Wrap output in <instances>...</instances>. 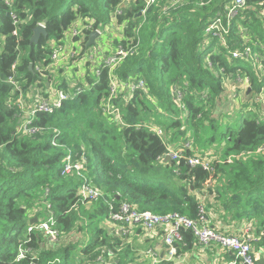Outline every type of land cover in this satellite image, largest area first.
Segmentation results:
<instances>
[{"label": "trees", "instance_id": "trees-1", "mask_svg": "<svg viewBox=\"0 0 264 264\" xmlns=\"http://www.w3.org/2000/svg\"><path fill=\"white\" fill-rule=\"evenodd\" d=\"M168 1L157 0L139 16L143 0L127 4L121 0H11L10 5L0 0V264H70L75 250L78 264H152L149 251L142 255L134 243H127L131 226L109 221L112 200L116 205L127 202L139 212L178 213L190 219L203 204L207 213L236 233L244 234L242 229L249 228L252 250L264 251V114L260 101L253 103L264 90V0H245L246 9L232 22L226 37L227 47L211 40L203 50L204 29L223 11L226 1L185 0L164 11ZM10 13L17 17L16 26ZM79 20L92 24L91 31L73 39L80 42L81 54L92 49H86L92 31L103 32L110 26L122 27L121 39L112 46L138 42L135 53L113 76L122 83L143 81L145 92L138 89L129 94L119 87L108 101V69L100 68L98 76L87 71L83 81L75 84L83 91L51 114L37 112L28 129L38 130L30 134L20 129L23 117L37 95L48 99L51 54ZM40 23L47 37L31 44ZM246 48L257 59L232 57ZM85 65L89 68L91 63ZM237 76L247 79L249 92H244L237 111L227 110L224 79L235 81ZM9 78L15 85L8 83ZM69 87L65 81L55 85L74 92ZM172 87L182 91L180 101L174 100ZM31 90L38 92L32 99L26 97ZM19 101L24 103L22 109ZM107 102L119 109L121 123L103 113ZM179 110L182 118L175 119ZM158 126L166 135L174 130L173 141L178 136L185 137L183 142L192 137L196 148H189L188 155L217 149L218 135L221 149L213 154L214 175L205 195L202 189L208 174L204 170L183 161L157 160L167 151L154 132ZM68 153L75 161L84 159L85 165L79 174L62 176V161ZM84 183L101 191L102 197L78 203ZM42 204L46 217H41ZM50 216L56 222L57 243H50L39 231L24 237L30 221ZM141 233V228L135 232ZM180 234L189 246L191 233L182 230ZM20 247L22 259H18ZM231 254L225 258L239 264Z\"/></svg>", "mask_w": 264, "mask_h": 264}, {"label": "built area", "instance_id": "built-area-1", "mask_svg": "<svg viewBox=\"0 0 264 264\" xmlns=\"http://www.w3.org/2000/svg\"><path fill=\"white\" fill-rule=\"evenodd\" d=\"M157 0H143L144 8L141 11L140 15L144 16L146 11L150 6L154 5ZM185 0H169L168 4L164 11H167L172 8H176L181 5ZM224 9L216 15L213 21L204 29L203 41L201 43V50L210 46L211 40H216L217 44L221 47H227L226 37L229 35L232 22L238 18L246 9L245 0H225ZM6 5L11 4V0H4ZM124 4L129 2L135 3L137 0H121ZM120 10H117V15H120ZM264 16V13H261ZM10 17L13 21V26L18 24L17 17L15 14L10 13ZM42 27V23L38 24ZM112 27V26H110ZM109 27L106 28L108 30ZM86 30H92V24H79L74 25L68 29L69 38L73 41L74 38L80 37L83 32ZM98 32V38L103 35V32L100 30H94ZM92 31V32H94ZM13 35H16V31L13 32ZM74 42V41H73ZM138 42L133 46L123 47L122 45H116L114 50L108 56L98 57L97 47H93L91 50L87 51L84 54H81L83 57H86V62H90L92 65L97 63V67L94 69L95 76L99 75L100 68H107L109 75V84H110V97L111 100L115 97L119 87H124L128 90L129 94L133 93L135 90H142L145 92V87L143 81L133 82L131 80L122 83L114 78V71L122 64V62L129 56L133 55L136 51ZM80 49V48H79ZM81 53V52H80ZM78 53L72 47L67 50L66 46L56 47L52 54L51 60L52 65L59 60H74L77 57ZM232 57L235 59L250 60L254 57V54L249 48L243 50V52H233ZM257 56L254 57V59ZM210 66V64H209ZM37 71L40 69L36 68ZM236 84L239 87L247 90V79L245 77L237 76ZM234 81V82H235ZM8 83L10 85H15L12 78H9ZM82 87L78 86L75 88L74 92H65L63 90H55L49 93L48 99L43 100L39 95H37L36 101L33 103V108L27 112V116L24 118V123L20 129L27 131L30 134H34L38 129H28V125L31 123V118L37 112H43L51 114L56 109H59L63 102L73 99L77 94L82 92ZM171 93L174 96L175 101H180L183 98V93L177 87H172L170 89ZM258 100V98L256 99ZM21 101L18 102L20 109L23 108ZM264 106L262 107V114H264ZM180 109H183L181 104ZM103 113L108 117H115V119L121 123V114L118 108L111 106L107 102L106 106L103 108ZM19 129V130H20ZM155 134L162 138L161 130L156 128L154 130ZM189 149V144L185 143L181 148H167L166 153L162 157H158L157 160L160 161L167 157L171 162L183 161L189 167H200L210 176L213 175L214 169L211 166L210 161L201 157L200 155H188L186 151ZM85 157V156H84ZM83 162H78L73 160L71 153H68L62 161L61 175L66 176L73 173L79 174L83 170L85 164ZM209 181V180H208ZM207 181V183H208ZM80 202L85 201H97L102 197L101 191L91 186L90 184L84 183L79 190ZM109 221L111 223L121 224L122 226H137L144 231L149 233L155 232L156 230L167 226L166 231L161 236L164 242V245L168 248L166 261H170L174 256L177 255L178 245L181 244L182 236L180 232L182 230H187L191 232L194 237L198 240V243L202 247H208L210 243L215 242L224 249L229 250L235 255V259L239 261V264H258V256L252 250L250 246V241L252 237L248 235L249 231H245L242 236L235 235H223L217 233L210 223L205 208L202 204L197 206L196 216L194 219H190L186 216H182L178 213H168L166 215H157L148 211L139 212L131 204L127 202H121L115 204L112 200L109 205ZM56 222L52 216L47 219L38 222L36 225H32L27 229V232L39 231L48 238L50 243H57L59 240V234L56 229ZM24 257V251L19 250L18 259Z\"/></svg>", "mask_w": 264, "mask_h": 264}, {"label": "crops", "instance_id": "crops-1", "mask_svg": "<svg viewBox=\"0 0 264 264\" xmlns=\"http://www.w3.org/2000/svg\"><path fill=\"white\" fill-rule=\"evenodd\" d=\"M80 23H76L75 25H79ZM109 31H114L113 29H115V26L109 27ZM121 34V33H120ZM119 34V35H120ZM119 35L117 36V38L119 37ZM73 45H77L79 48H81L80 42H75L73 44V41L70 40V42H68L67 50H69L71 48V46ZM68 60H59L57 62H55L53 65H51V68L49 69V73L51 74L50 80L46 82V87L47 89H49V93L52 91L57 90L55 88V85L60 83L58 80H60V77L63 76L65 77V70L67 71V67H68ZM75 60V59H74ZM91 66H93L91 64ZM64 71V72H63ZM86 73V72H85ZM82 70V74L79 75L77 74L76 76H70V79H81L84 74H85ZM65 74V75H64ZM232 82H234L233 80L230 81L231 87L233 88H238V85L236 84V82H234V86H232ZM69 86H71L72 84H74L73 82H66ZM236 88V89H237ZM242 88V87H240ZM38 92L32 91L29 92L28 94H26V97L32 99V96L35 95ZM247 96V95H246ZM245 96V97H246ZM25 116H27V111ZM171 137V134H168ZM173 138L170 139L171 144H173L174 142L172 141ZM171 146V145H170ZM179 146H172V148H178ZM208 152H211V150H209ZM206 153V152H205ZM200 156H204V154H197ZM205 158H207V156H204ZM210 163L211 160L209 158H207ZM171 163V162H168ZM212 166V165H211ZM190 168H194V167H190ZM200 168V167H199ZM214 169V168H213ZM208 174V173H207ZM214 175V173H213ZM212 175V176H213ZM212 176H210L208 174V183L206 181L205 185L206 188L212 178ZM203 186L202 192L204 193V195L206 194L207 190L206 188ZM203 205V204H202ZM204 206V205H203ZM205 208V207H204ZM197 211V209H196ZM206 211V210H205ZM208 218L210 219V223H211V227L216 230L217 233L223 234V235H239L242 236L243 234L240 233H236V230L230 226L227 225V223H225V221H221L218 219V217H216L215 215H212V213L209 211L208 213L206 212ZM167 226H164L158 230H156L155 232H151L150 233V237H157L158 239H155L159 242V240L162 242V246H158V242L155 240H152V245H150L148 251L151 254V260H152V264H158L159 261H161L162 259H166L167 258V250L168 248L164 245L163 239H162V235L163 233L166 231ZM242 231H250L249 228H245L244 230L242 229ZM191 233V232H190ZM249 233V232H248ZM137 235V234H136ZM192 237H191V243L189 246L186 245V243H184L183 239L181 241V244L177 243L178 245V252H180V254H177L176 256H174L170 261H166L167 264H234L235 260H231L228 261L225 258V254H229V256H233L231 254V252L227 249L222 248L221 246H219L217 243L212 242L210 243V245L208 247H202L199 243L198 240L194 237V235L191 233ZM132 237L134 239V244L138 247L140 245L139 240L135 237V236H129ZM128 237V238H129ZM135 240H137L138 242L135 243ZM186 247V250H184ZM262 250V249H260ZM264 254V251H261V253H257V256L259 259H264L262 258Z\"/></svg>", "mask_w": 264, "mask_h": 264}, {"label": "rangeland", "instance_id": "rangeland-1", "mask_svg": "<svg viewBox=\"0 0 264 264\" xmlns=\"http://www.w3.org/2000/svg\"><path fill=\"white\" fill-rule=\"evenodd\" d=\"M261 13H264V8L261 10ZM76 23H80V20L78 22H76ZM109 30L110 29H108V30L105 29L103 31V35L101 37H99V38L96 39L95 47H97V49H98L97 50L98 51V57H103V56L110 55L111 54V51L114 50V47L111 45L112 42L114 40H120L121 39V34L120 33H122V27L115 26V29H113L114 31H111L110 32ZM118 35H119V37L117 38ZM70 40L71 39L69 38V31H67L66 34H65V38L63 40L64 43L61 46H67L68 45V42H70ZM74 43L75 42H73V44ZM71 47L76 50V52L78 53V55L75 58V60H68L67 71L65 70L66 76L65 77L61 76L60 77V80H58V81L59 82L65 81V82H70V83L73 82L74 84L71 83L72 85L69 87V90H72V89L74 90L75 84L76 83L79 84L80 82H82L83 79H84V76L81 79H79V78L78 79H75L74 78V79H70V80H69V77L71 75L72 76H76L77 74L81 75L82 74V70H83L84 73L87 72V71H89L91 73V75L94 76L95 75L94 74V69L97 67V63L95 65L91 66V69H90V67L89 68H86L85 62L87 60H86V57H83L81 55V53H80L81 52V48L79 49V47L77 45H73ZM254 57H255V55H254ZM50 68H51V66H50ZM230 81H232V80L224 79V88H225L224 98L227 101L225 103V108L227 110L231 108V109L237 111L238 108H239V106L241 105L240 102H242L243 99H244L243 98L244 97V92L246 93L248 89L245 90L243 88H239V91H238L236 89L237 87L236 88H234V87L232 88L231 87ZM232 86H234V82H232ZM257 98H258V101H260V103H261V107H263L264 106V90L261 92V94L259 96L253 98V103H254V101ZM250 103H252V102H250ZM227 110H224V111H227ZM260 112H262V109L260 110ZM234 115H235V112L229 114V117L230 118H234ZM178 118H180V119L182 118V111L179 112L178 117H175V119H178ZM224 120H225V118L223 119V121ZM226 120L229 121L230 119L227 117ZM158 127L161 130V135H163L161 139H162L163 144L166 146V148H171L172 146H175V147L176 146H179L178 148H181L183 146V144H185V143H188L189 144V148H192V147L193 148H196V145L194 144L193 138L192 137L190 138L189 136H188V139L185 140L184 142H183V140L185 139V137L178 136L177 137V141H173V139H172V141L174 143L171 144L170 139L173 136L170 137L169 135H166V132H164V130L162 128H160L161 126H158ZM170 132H171V134H173L174 130H171ZM216 141H217L216 146H218L217 149H221L220 148V140L218 138V135H216ZM262 148H263V146H262ZM217 149L215 147H210L211 152L204 153V156L206 155L207 158H209L212 161L215 158L213 156V154L216 151H218ZM217 156H218V154H217ZM212 157H213V159H212ZM174 173L177 174V171L174 170ZM44 208H45V205L44 204H42L41 206H39V209H40V211L42 213L41 214V217H46L47 216V214L43 213ZM138 228L139 227H137V226H131L129 236L130 235L131 236H135L139 240L140 245L138 246V252L140 254H142V255H145V254H147V251H148L150 245L153 244L152 243V240H155V239H158V238L157 237H150V233L147 232V231H144L143 229H142V233L141 234H137L136 235L135 232H136V230ZM125 233H126V231L124 230L123 231V234H125ZM156 241L157 240H155V242ZM137 242L138 241L135 240V243H137ZM127 243L130 244V245H134L133 244L134 243V239L132 237L127 238ZM158 243H159L158 246H162L163 245L160 240H159ZM63 245H65V244H63ZM77 253H79V251L78 250H75L74 255H73L72 259H71L70 264H78L79 263L80 256H78ZM150 257H151V254H150Z\"/></svg>", "mask_w": 264, "mask_h": 264}, {"label": "water", "instance_id": "water-1", "mask_svg": "<svg viewBox=\"0 0 264 264\" xmlns=\"http://www.w3.org/2000/svg\"><path fill=\"white\" fill-rule=\"evenodd\" d=\"M139 16H140V14H139ZM41 36H43V37H47V33H46V31H45V28L44 27H42V26H40V25H38L34 30H33V35H32V37H31V39H30V43L31 44H37V42H38V40L40 39V37ZM98 38V32H96V31H94V32H92L90 35H89V37H88V41H87V43H86V49L87 48H89V47H91V46H93V45H95V41H96V39ZM30 70H31V65H30ZM48 87V86H47ZM249 92V89L247 90V92L246 93H248ZM165 160L166 161H168V162H170V160H169V158H165ZM204 187H206V186H204ZM37 222V219L36 218H34L32 221H30V225H33V224H35ZM25 238L27 237V234H25V236H24ZM258 264H264V259H260L259 261H258Z\"/></svg>", "mask_w": 264, "mask_h": 264}, {"label": "clouds", "instance_id": "clouds-1", "mask_svg": "<svg viewBox=\"0 0 264 264\" xmlns=\"http://www.w3.org/2000/svg\"><path fill=\"white\" fill-rule=\"evenodd\" d=\"M95 44H96V41H95ZM94 46H95V45H93V46H91V47L93 48ZM113 47L115 48V46H113ZM87 49H88V48H87ZM111 52H112V51H111ZM90 69H91V66H90ZM24 117H25V116H24ZM24 117H23V120L25 119ZM165 162H166V161H165ZM167 162H168V161H167ZM170 162H171V161H170ZM205 188H206V187H205ZM46 219H47V218H46ZM44 220H45V219H44ZM42 221H43V220H42ZM38 222H40V221L37 220V222H36L35 224H33V225H36ZM31 226H32V225H31ZM28 228H29V227H28ZM28 228H27V229H28ZM27 235H28V232H27ZM259 260H260V259H259ZM259 260H258V261H259Z\"/></svg>", "mask_w": 264, "mask_h": 264}]
</instances>
